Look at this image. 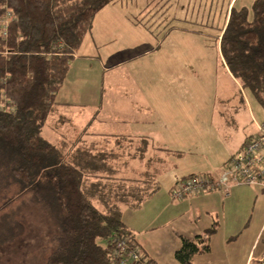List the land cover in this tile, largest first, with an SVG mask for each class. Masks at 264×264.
Listing matches in <instances>:
<instances>
[{"label": "trees", "instance_id": "16d2710c", "mask_svg": "<svg viewBox=\"0 0 264 264\" xmlns=\"http://www.w3.org/2000/svg\"><path fill=\"white\" fill-rule=\"evenodd\" d=\"M117 1L0 0V248L23 235V223L12 209L29 202L57 226L43 264H113L116 244L135 241L120 207L138 206L151 194L143 192L149 182L143 190L131 188L104 199L101 184L87 183L88 173H98L90 154L78 150L64 156L43 135L55 96L95 16ZM161 1L148 4L137 22ZM231 5L216 46L232 76L264 106V0L253 2L251 16L246 8ZM216 232L214 222L192 239L178 235V264L208 254Z\"/></svg>", "mask_w": 264, "mask_h": 264}, {"label": "rangeland", "instance_id": "374dc122", "mask_svg": "<svg viewBox=\"0 0 264 264\" xmlns=\"http://www.w3.org/2000/svg\"><path fill=\"white\" fill-rule=\"evenodd\" d=\"M254 1L233 0L231 4H234L235 9L246 8L251 16ZM151 2L153 0H118L105 7L99 18H96L95 25L93 20L90 32L85 35L70 63L64 91L69 92L73 82L80 83L81 90L87 94L69 100L78 101L81 105H91L100 94L102 81L110 74L114 83L117 80L119 83L128 82L129 87H137L140 89L139 101L147 99L156 102L158 117L164 119L156 123L157 141L181 153L167 163L166 168L176 175L190 172H207L205 174L209 175L218 167L223 152L231 153L236 150L252 131L248 117L242 116L240 112L239 115L231 116L225 105L230 100L234 103L238 100V94L240 95L222 70V56L220 57L216 46V37L223 28V20L231 0H163L153 11L149 7L151 14L139 24L137 21L142 19V11ZM101 34L104 36L99 39ZM101 42H104L103 45ZM103 52L110 55L107 60L100 58ZM85 55L89 57L86 58ZM119 56L121 57L117 59ZM79 59L81 61L77 62ZM118 62L122 66L115 67L112 73H105L107 68L116 66ZM242 92H246L257 121L263 123L262 103L256 100L249 89L243 88ZM137 95L139 96L138 93ZM175 119L178 121H174ZM44 132L51 139L55 136L54 132L49 133L46 128ZM122 145L126 147L129 144L127 142ZM122 145L115 150L117 157ZM124 152L125 155L129 153L126 158L144 159V154L134 152V149L131 151L126 147ZM62 153L65 156L67 148ZM86 179L87 183L101 184L98 189L104 199L113 197L114 194L125 195L131 188L140 189L142 184H138V180L127 182V179L118 176L115 171L112 175H107L106 172L88 173ZM99 194L97 192L98 196ZM151 198L149 196L138 206L128 209L131 211H127L125 217H122L121 212L122 222L137 225L140 228L137 231L151 228L154 225L151 218ZM13 208L12 212L16 211L15 217L23 223L24 233L11 244L0 248L2 264H43L51 248L50 238L57 231L55 221L45 210L30 202L28 206L15 204ZM182 209L184 207H180L177 212ZM137 212L148 215L135 217ZM179 223L176 220L172 226L149 229L145 234L136 233L137 239L146 248H157L158 253L163 251V261L160 264H178L170 254L172 244L165 238ZM219 227L220 224L217 227L218 235L211 244L213 252L208 257L209 261L213 260L214 264V256H222L221 264L243 263L246 250L239 249L241 240L238 239L239 242L234 245L231 240L228 242L230 245L223 248L220 240L224 229ZM246 237L248 236L243 238ZM205 255L196 256L197 259L192 264H212Z\"/></svg>", "mask_w": 264, "mask_h": 264}, {"label": "crops", "instance_id": "0c3cea01", "mask_svg": "<svg viewBox=\"0 0 264 264\" xmlns=\"http://www.w3.org/2000/svg\"><path fill=\"white\" fill-rule=\"evenodd\" d=\"M106 8L95 16L94 25L96 18L98 19L99 15ZM104 26L106 27V25ZM100 36L101 38L99 39H102L104 34ZM93 38L96 42L98 41L94 35ZM103 43L101 42V45ZM218 52L220 53L219 48ZM84 57L87 58L89 56L85 55ZM109 57L110 55L106 52H103L100 56L101 59L105 60ZM79 61L81 59L77 62ZM222 63L223 72L234 83L242 96V98L238 97V100L234 103L231 100L229 102L226 101L227 111H230L231 116L242 114V116L248 117L252 125V131L247 134L248 138H246L250 139L258 133V126L262 123L255 118L251 103L248 100L247 94H245L246 92H242L243 88L232 76L223 60ZM121 64V62H118L116 66L107 68L105 73H112L113 69L122 66ZM64 83L55 96L56 104L53 107L52 115L43 128V135L60 149L61 152H64L65 148H67L70 154L78 150L87 151L90 154L88 157L92 161L90 165H95L93 169H96L98 173L106 172L107 175H112L111 171H115L118 176L127 179V182L132 183V180H138L140 181L138 184L142 183L140 184L141 190H143L144 182L148 181L149 188L148 190L144 189L143 192L150 191L151 194L149 196L152 197L150 199L153 208L151 218H153L154 225L149 229L153 230L162 226H172L176 220L180 222L170 231V237L165 238L172 244L170 248L172 257H174L175 252L181 247L178 235L192 239L211 227L214 222H217V227L220 224L219 229H224V235L220 240L223 248L230 245L228 242L231 240L232 245L241 240L240 243L242 242V244H240L239 249L246 250V252L243 257V263L240 262L239 264L264 262V187L258 185H234L231 186L227 195L211 191L181 200L172 199L170 196L171 189L180 180L197 175L211 178L220 176L228 160L240 151L244 142L240 143L237 149L231 153L223 152L221 162L219 159L218 167L209 175L205 174L207 172H196V174L190 172L189 174L176 175L175 172L166 168V164L170 163L175 156H180L181 153L175 152L173 149L171 150V148L165 146L163 142L157 141L156 123L164 119L158 117V110L155 108L156 102H150L147 99L139 101L140 89L135 86L133 88L129 87L127 85L128 82L119 83L116 80L114 83V78H112L111 74L106 76L105 81H102L100 94L91 105H81L78 101L73 102L69 100V98L77 99L79 95L84 96L87 94L86 91L83 92L81 90L80 83L73 82V86L69 92L64 91L66 87V83L65 86ZM174 121H178V119ZM45 128L49 133L54 132L55 136L53 139L49 138L44 132ZM245 139L244 141L247 140ZM127 142L129 145L126 147L131 151L134 149V152L144 154V159L140 158V161L138 157L126 158L129 153L124 154L126 153L124 152L126 151V147L122 144ZM120 145H122V148L120 149V155L118 153L119 156L117 157L115 150L117 151ZM107 150L111 153H108ZM98 155L99 158L102 156L104 158L92 160V158L98 157ZM105 155L108 157H105ZM134 177L136 179H132ZM96 197L98 198V195ZM180 207H184V209L177 212ZM131 208L121 204L122 217H125V213L131 211L128 210ZM135 214V217L148 215L147 213L140 212ZM245 217H247L246 220H244ZM182 219L184 220L182 221ZM123 223L133 231L135 241L140 246L145 258L150 260L152 264H160L163 261L161 260L163 251L160 250L158 253L157 248L149 250L137 239L138 234L136 233L145 234L149 229L141 228V230L137 231L136 229H140L137 225L133 226L124 221ZM216 235H218V230L210 239V252L205 255L208 261V257L212 256L213 247H211V244ZM246 235L248 237L243 238ZM222 258V256L219 258L218 256H214V264H221ZM194 259L196 260L197 258L195 257ZM209 262L213 264V260Z\"/></svg>", "mask_w": 264, "mask_h": 264}, {"label": "built area", "instance_id": "2783aa9c", "mask_svg": "<svg viewBox=\"0 0 264 264\" xmlns=\"http://www.w3.org/2000/svg\"><path fill=\"white\" fill-rule=\"evenodd\" d=\"M250 185L264 187V122L258 126L254 138L247 139L240 151L227 162L226 168L217 178L197 175L180 180L171 189L172 199H184L211 191L227 195L231 186ZM113 264H149L143 258L140 246L134 241L132 245L120 241L112 253Z\"/></svg>", "mask_w": 264, "mask_h": 264}]
</instances>
